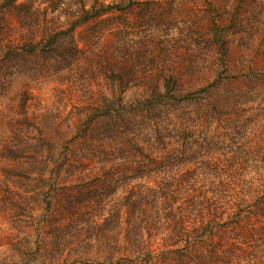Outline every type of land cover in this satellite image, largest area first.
Listing matches in <instances>:
<instances>
[{"label":"rangeland","instance_id":"rangeland-1","mask_svg":"<svg viewBox=\"0 0 264 264\" xmlns=\"http://www.w3.org/2000/svg\"><path fill=\"white\" fill-rule=\"evenodd\" d=\"M251 69L264 72V0H0V264L70 257L36 231L105 228L126 183L143 182L127 174L158 156L147 106L166 85L219 82L218 107L263 135L264 97L225 104ZM246 235L225 264H264V230ZM25 238L34 257L14 252Z\"/></svg>","mask_w":264,"mask_h":264},{"label":"trees","instance_id":"trees-1","mask_svg":"<svg viewBox=\"0 0 264 264\" xmlns=\"http://www.w3.org/2000/svg\"><path fill=\"white\" fill-rule=\"evenodd\" d=\"M219 50L227 60L224 43ZM237 82L244 90L230 94L226 106H235L244 95L264 97V72L251 69ZM219 84L186 95L179 85H166L157 94L147 108L159 112L150 110L155 125L149 130L159 145L158 156L141 161L135 177L134 172L127 174L129 180L143 182L126 183L120 208L103 221L105 228L90 221L88 236L78 228L71 235L65 224L57 237L36 231V240L50 246L54 238L59 255L65 250L70 255L48 264H225L235 256L236 242L249 243L246 233L264 230V161L255 158L259 154L264 159V133L259 135L244 114L218 107L213 94ZM227 119L233 123L224 124ZM109 121L112 129H122L116 117ZM222 125L217 135L213 127ZM30 238L15 245L16 256H35ZM37 258V264H45ZM8 264L21 263L16 259Z\"/></svg>","mask_w":264,"mask_h":264}]
</instances>
